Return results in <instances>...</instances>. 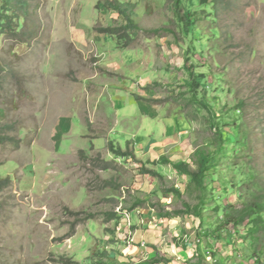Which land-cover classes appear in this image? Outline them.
<instances>
[{
  "label": "rangeland",
  "instance_id": "obj_1",
  "mask_svg": "<svg viewBox=\"0 0 264 264\" xmlns=\"http://www.w3.org/2000/svg\"><path fill=\"white\" fill-rule=\"evenodd\" d=\"M104 1L0 31V264H264V0Z\"/></svg>",
  "mask_w": 264,
  "mask_h": 264
},
{
  "label": "trees",
  "instance_id": "obj_2",
  "mask_svg": "<svg viewBox=\"0 0 264 264\" xmlns=\"http://www.w3.org/2000/svg\"><path fill=\"white\" fill-rule=\"evenodd\" d=\"M170 1L175 10L174 13L176 17L180 21L186 22L188 19V15L186 16L182 15V12H180L181 0H170ZM6 3H7L6 12L2 14L3 16H0V31H3L5 30V28H7L6 30L7 32V31H10V29L12 28V23L14 22V19L21 18L22 16H25L28 13V8L30 4L28 3V0H6ZM104 5L109 10L114 11L121 16H124L126 25L121 28L100 29L101 33H106L111 36H116L118 38L120 31L136 30V29L138 30V27L134 24L131 18V13L127 9V8L132 7L133 6L132 4L120 3L117 0H105ZM7 12H9L10 14H7ZM150 32L154 34L158 33L157 30L156 31L153 30ZM196 87L199 88L198 83L196 84ZM195 98H197L196 95H195ZM219 138H220L221 144L219 145V148H217L214 154L206 155L203 153H199L197 155L196 164H195L197 166V169L195 171H190L188 169V164L183 163V162L173 164L174 167L177 170L182 171L183 173L189 175L194 183L201 184L202 180L205 179L206 176L208 175L210 167L213 165V162L218 160L222 155L226 154V152L228 151V145L231 144V141L229 140V136H227L226 133L220 132ZM237 143H239V141H235L233 144H237ZM225 144L227 145L225 146ZM109 149H111L115 153V155L125 156V154L119 152L118 150H114L112 144L109 145ZM161 163L167 164L170 162H168L162 157ZM2 183L4 182L0 180V189L2 187ZM247 209L252 210L249 216H255L258 220L262 221L263 216H264V202L260 204L254 203L253 205L249 204ZM236 223L238 224L239 222L236 221Z\"/></svg>",
  "mask_w": 264,
  "mask_h": 264
},
{
  "label": "built area",
  "instance_id": "obj_3",
  "mask_svg": "<svg viewBox=\"0 0 264 264\" xmlns=\"http://www.w3.org/2000/svg\"><path fill=\"white\" fill-rule=\"evenodd\" d=\"M127 219L129 220V217H127ZM130 226H131V224H130Z\"/></svg>",
  "mask_w": 264,
  "mask_h": 264
}]
</instances>
